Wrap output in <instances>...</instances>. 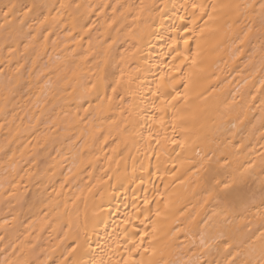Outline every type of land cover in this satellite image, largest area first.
Returning <instances> with one entry per match:
<instances>
[{
  "label": "bare ground",
  "instance_id": "6f19581e",
  "mask_svg": "<svg viewBox=\"0 0 264 264\" xmlns=\"http://www.w3.org/2000/svg\"><path fill=\"white\" fill-rule=\"evenodd\" d=\"M262 6L0 0V264L255 259Z\"/></svg>",
  "mask_w": 264,
  "mask_h": 264
},
{
  "label": "snow or ice",
  "instance_id": "6c2138e0",
  "mask_svg": "<svg viewBox=\"0 0 264 264\" xmlns=\"http://www.w3.org/2000/svg\"><path fill=\"white\" fill-rule=\"evenodd\" d=\"M196 7L197 5L194 4L193 8H196ZM261 239H264V233L261 234ZM253 253L256 255V258L246 261L245 264H264V243L261 244L258 252L257 250L253 249ZM232 264H235V261H233Z\"/></svg>",
  "mask_w": 264,
  "mask_h": 264
}]
</instances>
